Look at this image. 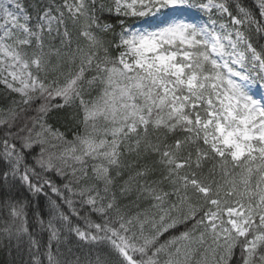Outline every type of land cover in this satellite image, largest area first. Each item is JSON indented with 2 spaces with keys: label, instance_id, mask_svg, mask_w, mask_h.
<instances>
[{
  "label": "snow or ice",
  "instance_id": "1",
  "mask_svg": "<svg viewBox=\"0 0 264 264\" xmlns=\"http://www.w3.org/2000/svg\"><path fill=\"white\" fill-rule=\"evenodd\" d=\"M0 93L28 264H264V0H0Z\"/></svg>",
  "mask_w": 264,
  "mask_h": 264
},
{
  "label": "trees",
  "instance_id": "2",
  "mask_svg": "<svg viewBox=\"0 0 264 264\" xmlns=\"http://www.w3.org/2000/svg\"><path fill=\"white\" fill-rule=\"evenodd\" d=\"M26 4H31L34 0H25ZM31 11V8H29ZM111 22V21H110ZM118 30V29H117ZM75 47V39L73 43ZM2 95V93H0ZM98 95L97 90H93L90 93L85 94V100H94ZM82 110L79 108L78 104L72 107H66L64 109L57 110L50 115L48 123H50L53 129H58L60 132L65 133L68 139H72L73 135L76 133L83 134L85 129L82 124ZM129 170H126V172ZM125 178H127L125 176ZM132 198L125 199L122 204H130ZM133 203V202H132ZM182 230V229H181ZM178 230H169L164 235V240L168 239L172 235H177ZM87 251V247L84 249ZM29 256L26 253H18L14 248L7 246V242L0 243V264H28ZM236 261V257L233 259Z\"/></svg>",
  "mask_w": 264,
  "mask_h": 264
},
{
  "label": "rangeland",
  "instance_id": "3",
  "mask_svg": "<svg viewBox=\"0 0 264 264\" xmlns=\"http://www.w3.org/2000/svg\"><path fill=\"white\" fill-rule=\"evenodd\" d=\"M26 2V1H25ZM98 126H103V121H98ZM145 208V207H144ZM181 230V229H180ZM166 233L167 232H165L161 237H160V241L161 242H163L164 241V235L166 236ZM203 250H201V252H202ZM201 252H197L196 254H195V256L193 257V262H192V264H197V262L200 260V257H201ZM236 258H238L239 259V249H237L236 250ZM208 264H212V258H211V256L209 255V257H208Z\"/></svg>",
  "mask_w": 264,
  "mask_h": 264
}]
</instances>
